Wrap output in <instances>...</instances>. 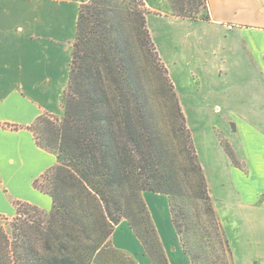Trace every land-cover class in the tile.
I'll return each instance as SVG.
<instances>
[{
  "label": "trees",
  "instance_id": "obj_1",
  "mask_svg": "<svg viewBox=\"0 0 264 264\" xmlns=\"http://www.w3.org/2000/svg\"><path fill=\"white\" fill-rule=\"evenodd\" d=\"M78 1L63 115H41L28 127L36 144L57 157V164L33 183L52 206L45 210L14 201L9 227L0 224V264H138L112 243L123 220L152 264H170L144 192L168 197L192 264L197 259L186 240L184 197L203 203L231 258L186 116L159 65L145 0ZM169 3L179 18L210 21L208 0ZM150 75L158 77L166 101L159 109L148 93ZM222 146L243 168L232 146L226 141Z\"/></svg>",
  "mask_w": 264,
  "mask_h": 264
},
{
  "label": "crops",
  "instance_id": "obj_2",
  "mask_svg": "<svg viewBox=\"0 0 264 264\" xmlns=\"http://www.w3.org/2000/svg\"><path fill=\"white\" fill-rule=\"evenodd\" d=\"M147 4L159 11L157 6ZM79 5L78 0H0V215L14 216V201L42 209L50 205L46 194L35 189L33 183L57 164V157L36 144L28 127L41 115H63L56 114L55 97L62 106L69 85ZM208 5L210 21L206 23L214 30L218 78L229 71L236 80L229 89L214 81V99L223 104L229 100L235 108H243L241 112L231 111L228 118L233 139L219 137L225 168L244 203L243 241L233 230L228 235L224 231L232 264H264V0H208ZM60 45L66 46L64 61ZM181 105L184 110L182 101ZM15 125L20 128L10 127ZM222 141L232 146L237 159L242 158L243 168L234 165ZM152 195H157L150 198V205L159 221L160 215L167 217L168 199L162 194ZM213 204L223 226L222 214ZM126 226L122 235L134 237L141 244L128 223ZM163 233L162 229L164 238L169 239ZM159 235L164 244L161 232ZM113 238V245L128 253ZM117 238L120 241V229ZM141 249L144 253L142 244ZM145 258L152 264L146 253ZM181 264L192 263L184 260Z\"/></svg>",
  "mask_w": 264,
  "mask_h": 264
},
{
  "label": "rangeland",
  "instance_id": "obj_3",
  "mask_svg": "<svg viewBox=\"0 0 264 264\" xmlns=\"http://www.w3.org/2000/svg\"><path fill=\"white\" fill-rule=\"evenodd\" d=\"M147 1L153 6H157L156 9L160 12L149 8ZM145 2L148 11V27L157 50L159 65L164 67L169 74L175 91L178 93L177 96L180 97H178L180 105L182 101L184 106L183 112L194 138L212 201L216 203L218 211L222 214L221 218L226 234L228 235V231L233 230L237 239L243 241L244 203L241 194L236 193L230 171L225 168L227 167L226 156L221 151L219 144L220 136L233 139L228 118L231 111L241 112L243 108L239 106L235 108L229 100V104L227 101L224 104L216 101L213 95L214 81L217 84L220 82L223 87L229 89L234 86L236 80L232 79L229 71L226 76L218 78L216 70L218 63L215 65L214 59L216 53L214 30L211 24L184 20L175 16L169 0H145ZM65 47V45L59 47L63 61L66 58L63 51ZM229 68L230 65L227 63V70ZM241 86L244 87V82ZM147 89L151 103L157 109L163 107L166 101L161 95V83L157 76L150 75ZM55 102L56 114L61 116L63 107L58 103L56 97ZM217 105H220V109H217ZM237 160L239 163L243 161L240 157ZM181 168L185 169L186 165ZM152 194L158 193L144 192L143 196L149 205L159 234L161 232L162 235L163 229V232L169 237L166 239L162 235L163 246L168 258L171 259V264H181L184 260L192 263L191 256L185 253L180 235L174 227L168 197L165 195L169 205L167 217L161 216L160 211H157L160 215L159 222L156 212L150 205V198L157 196ZM46 197L50 205L43 209L50 210L52 200L48 195ZM161 203L159 201V204ZM180 204L186 213L184 223L185 221L187 223L188 248L192 256L196 257L197 264H232V259L225 253L219 232L207 215L203 203L197 199L184 197L180 200ZM12 219L13 217H0V224L7 229ZM126 225V220H123L116 227L115 234L113 233L114 243L124 248L138 264H149L145 258V252L143 253L141 249V244L134 237L129 238L122 235ZM119 229L120 241L117 238Z\"/></svg>",
  "mask_w": 264,
  "mask_h": 264
}]
</instances>
